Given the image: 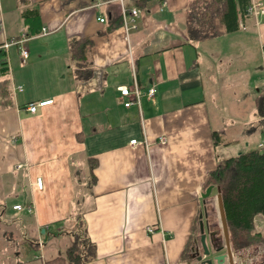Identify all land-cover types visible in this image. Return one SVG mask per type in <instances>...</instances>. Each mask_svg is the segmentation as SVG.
<instances>
[{"label": "crops", "instance_id": "obj_1", "mask_svg": "<svg viewBox=\"0 0 264 264\" xmlns=\"http://www.w3.org/2000/svg\"><path fill=\"white\" fill-rule=\"evenodd\" d=\"M134 1L0 0V52L9 66L0 83L8 81L11 93V104L0 105V226L15 240L8 245L14 264L65 255L48 252L44 237L55 238L78 211L96 248L91 264H187L185 254L202 249L204 208L209 245L224 244L215 229L220 219L210 223L208 201L218 211L217 194L204 198V185L240 144L239 134L247 146L264 137L257 112L263 91L251 74L253 62L264 69V15H252L238 31L191 41L192 0H153L139 10L137 29L108 31ZM25 8L39 9L36 22L23 18ZM87 37L83 65L71 44ZM21 48L29 50L25 61ZM240 79L254 88L245 119L239 111L248 102L237 91L226 99ZM135 80L140 105L126 107L119 87ZM248 124L254 129L246 133Z\"/></svg>", "mask_w": 264, "mask_h": 264}, {"label": "trees", "instance_id": "obj_2", "mask_svg": "<svg viewBox=\"0 0 264 264\" xmlns=\"http://www.w3.org/2000/svg\"><path fill=\"white\" fill-rule=\"evenodd\" d=\"M151 1L153 0H135L134 5L143 10ZM250 4L251 0H192L186 23L190 40H205L240 30L252 16L248 11ZM39 14L38 8H25L22 13L23 18L30 22H36ZM120 26H123L122 15L112 21L107 30L111 31ZM91 46L90 37L74 40L71 44L72 51L83 65ZM8 71L6 53L1 49L0 73L6 75ZM10 96L9 82L5 80L0 83V105L11 104ZM257 110L260 116L258 126H261L264 134V91L258 99ZM214 136L216 143H219L221 139L218 132H214ZM95 165L94 161L91 170ZM210 185L214 186L212 196L218 193L217 187H221L232 249L238 251L264 244V234L255 228V221L264 217V150L255 146L220 158L217 167L208 175L204 191ZM81 212L75 214L76 223L69 232L73 239L66 254L57 255L47 260L46 264H91L96 257L95 244L88 235ZM212 221L210 218V223ZM215 229L218 233L221 227ZM184 258L188 260L189 252Z\"/></svg>", "mask_w": 264, "mask_h": 264}, {"label": "rangeland", "instance_id": "obj_3", "mask_svg": "<svg viewBox=\"0 0 264 264\" xmlns=\"http://www.w3.org/2000/svg\"><path fill=\"white\" fill-rule=\"evenodd\" d=\"M254 63V64H253ZM252 64L254 65L255 71L254 73L251 72V74L254 76L255 78L258 79L259 83L257 85V87H259L262 91H264V69L262 68L261 70L259 69V67H256V63L253 62ZM241 74V73H240ZM248 81V79H240L237 82H235V84L237 83L238 85H236V87L234 88V90L230 89L227 92V98L226 99H236V96H234L232 98V96L235 94L234 91L238 92V95H241L242 98L244 100H246V102L242 105L241 111H239V118H246L247 116H251L250 113V108H251V103L250 101L252 100V93H253V87L252 85H248L246 84ZM255 85V84H254ZM230 102H228V105L230 107ZM234 105L231 107V109L229 110L230 114H233L235 112L234 111ZM245 106V107H244ZM244 107V108H243ZM236 111V110H235ZM233 112V113H232ZM237 115V114H236ZM237 119V118H236ZM242 127V126H241ZM246 128V133H248L250 130H253L254 128L251 127L250 124H248V127H246V125L244 126ZM243 127L242 130H245V128ZM240 135V144L237 146H233L231 149H229V155H234L236 153H240L241 151H246L251 147H255L257 144L252 141H249V144L247 146V140L243 139V137H241ZM243 136V135H242ZM234 137L237 138V134H232V137H230L229 139H232ZM243 139V140H242ZM235 144V143H233ZM246 150H243L244 148ZM257 147V146H256ZM77 198L75 200V206L76 209H79L80 206V202L82 199V192L78 189L77 190ZM11 202L12 200L8 199L7 201H3V204L5 206H8V209L11 210ZM216 202V201H215ZM212 204H214V200H210L208 201V206L210 208V218L215 221L218 222L219 218H218V211L216 209V207L214 208V206L212 207ZM262 221V222H260ZM76 223V215L73 214L72 216H70L69 218H67L66 220L63 221L62 225L64 226L63 229H58V231L55 233L57 236L54 238L49 239L48 235H46L44 237V248L46 247V250H48V252H54L56 254H66L67 252V248L69 247V245L72 243V239L73 236L72 234H70L69 232L72 230V225ZM263 224V228L261 227H257V224ZM220 224V223H219ZM219 226V225H218ZM255 228L256 231H260L261 233L264 234V217H260L255 221ZM8 231H7V226L5 224L0 226V264H14L13 263V248L11 246L8 247L9 243H14L15 240H10L9 242V238L6 237L8 235ZM218 234L221 238H223V233H222V229L218 231ZM223 242V240H222ZM11 245V244H10ZM35 251H38V253L42 254L43 250L41 249H36ZM47 255V254H46ZM49 255V254H48ZM47 257V256H46ZM234 257L237 261H240L241 264H264V244H258V245H254V246H250L247 247L246 249H242V250H238V251H234ZM244 261V262H243Z\"/></svg>", "mask_w": 264, "mask_h": 264}, {"label": "built area", "instance_id": "obj_4", "mask_svg": "<svg viewBox=\"0 0 264 264\" xmlns=\"http://www.w3.org/2000/svg\"><path fill=\"white\" fill-rule=\"evenodd\" d=\"M248 11L251 15H264V3L262 1H252L250 6L248 7ZM140 11L137 7H132L131 9H127V8H123V13H122V17H123V27L126 31V33H129L130 31L137 29L138 28V23H137V17L139 16ZM102 22H104L106 20V18L100 17L99 18ZM21 52V58L23 61H25L28 57H29V50L27 48H21L20 50ZM120 89V96L124 99V105L126 107H130L133 104H138L140 105V101H141V96L143 94V91L141 90L138 82L135 80L134 84L132 86L130 85H123L119 87ZM147 96L149 98H153L156 94V88L150 87L147 92H146ZM52 99L49 100H42L39 102H33L28 106V109L31 112H36V110L38 109L39 106H44L47 105L49 103H52ZM160 141L161 142H166V137L165 136H161L160 137ZM132 144L137 143V139H133L131 141ZM258 148L263 149L264 150V137L262 140H260L258 142ZM37 184L39 187H42L43 185V180L42 178H38L37 179ZM15 209H22L23 206L21 204H16L14 205ZM262 222V221H260ZM257 227H261L263 228V224H257ZM154 228L150 227L149 230L152 231Z\"/></svg>", "mask_w": 264, "mask_h": 264}, {"label": "water", "instance_id": "obj_5", "mask_svg": "<svg viewBox=\"0 0 264 264\" xmlns=\"http://www.w3.org/2000/svg\"><path fill=\"white\" fill-rule=\"evenodd\" d=\"M214 186L210 185L207 187L205 192L203 193V197L207 198L211 195ZM217 207H218V217L220 219V226L222 228L224 244L217 247L216 245H209L207 238L209 236V232L205 230L207 223L203 220V216H207L206 209L204 208V213L202 212L200 217V242L202 245V251H198L195 253L191 258L187 261V264H223L226 261V257H228L230 264L234 263V251L231 246V239H230V230L228 226L223 196L221 193V187H217ZM223 248H226V252L222 254H217L215 256H211L214 252H219Z\"/></svg>", "mask_w": 264, "mask_h": 264}, {"label": "flooded vegetation", "instance_id": "obj_6", "mask_svg": "<svg viewBox=\"0 0 264 264\" xmlns=\"http://www.w3.org/2000/svg\"><path fill=\"white\" fill-rule=\"evenodd\" d=\"M218 247V246H217ZM199 251H202V249L201 250H199ZM234 251V250H233ZM198 252V249H195L194 250V253H193V255L195 254V253H197ZM226 252V248H223L221 251H219V252H214L211 256L213 257V256H215V255H217V254H222V253H225ZM192 255V256H193ZM191 257H189V259H190ZM234 263L235 264H238L237 263V261H236V259H235V257H234ZM223 264H230V262H229V259H228V257H226V261L223 263Z\"/></svg>", "mask_w": 264, "mask_h": 264}]
</instances>
